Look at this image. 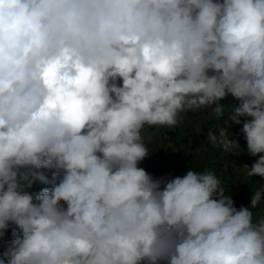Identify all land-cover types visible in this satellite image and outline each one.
Segmentation results:
<instances>
[{
  "label": "clouds",
  "instance_id": "9594fccd",
  "mask_svg": "<svg viewBox=\"0 0 264 264\" xmlns=\"http://www.w3.org/2000/svg\"><path fill=\"white\" fill-rule=\"evenodd\" d=\"M229 94L246 143L207 139L264 177V0H0V264H264V184L237 208L211 169L139 166L146 126Z\"/></svg>",
  "mask_w": 264,
  "mask_h": 264
},
{
  "label": "crops",
  "instance_id": "0c3cea01",
  "mask_svg": "<svg viewBox=\"0 0 264 264\" xmlns=\"http://www.w3.org/2000/svg\"><path fill=\"white\" fill-rule=\"evenodd\" d=\"M224 102L225 117L215 121L206 119L204 112L188 111L183 114L181 123L174 127L146 126L143 135L151 152L139 166L154 177L165 180L177 175L182 176L191 168L197 171L211 169L222 178L237 208L250 207L251 194L264 184V177L259 175L247 177L243 165L251 166L257 157L246 151L225 152L222 148L213 146L207 139L208 128L215 123L221 124L222 127L230 126L231 132L239 142L242 145L246 143L240 131L242 123L238 125L230 121L227 124L226 119L232 103L238 101L229 94L224 98Z\"/></svg>",
  "mask_w": 264,
  "mask_h": 264
},
{
  "label": "trees",
  "instance_id": "16d2710c",
  "mask_svg": "<svg viewBox=\"0 0 264 264\" xmlns=\"http://www.w3.org/2000/svg\"><path fill=\"white\" fill-rule=\"evenodd\" d=\"M49 177H51V173L48 172ZM45 184L37 181L32 188V191H39L42 187H44ZM9 237H10V230H9Z\"/></svg>",
  "mask_w": 264,
  "mask_h": 264
},
{
  "label": "rangeland",
  "instance_id": "374dc122",
  "mask_svg": "<svg viewBox=\"0 0 264 264\" xmlns=\"http://www.w3.org/2000/svg\"><path fill=\"white\" fill-rule=\"evenodd\" d=\"M253 212H254V218H258L261 214H264V209L255 208V209H253ZM2 250H3V248H2V246H0V251H2Z\"/></svg>",
  "mask_w": 264,
  "mask_h": 264
}]
</instances>
